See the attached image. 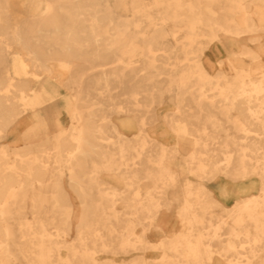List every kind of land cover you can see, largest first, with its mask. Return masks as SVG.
I'll use <instances>...</instances> for the list:
<instances>
[{"label":"bare ground","instance_id":"1","mask_svg":"<svg viewBox=\"0 0 264 264\" xmlns=\"http://www.w3.org/2000/svg\"><path fill=\"white\" fill-rule=\"evenodd\" d=\"M23 1L13 0L11 5L9 0H0V139L6 135L13 122L27 113L33 125L25 136L35 138L45 134L46 140L37 144L28 143L12 151L8 146L0 147V264H16L20 258L26 259L29 264H85V261L99 264L95 262L94 253L98 247L106 250L110 246L101 229L108 227L112 218L119 220L115 203L118 197L125 196L114 189L101 188L99 172L121 173L128 165L135 166L148 140L142 139L139 146L130 144L121 130L127 128L126 122H114L105 113L100 116L102 122H98L94 112H105L108 109H95L86 103H95L89 92L92 87L98 90L99 98H110L112 79L115 75V78L122 75L116 71L138 69L131 60H121L112 45L102 41L100 32L105 34L107 29L95 28L101 26L98 22L109 24V21L115 19L110 0H35L28 8L22 7ZM219 1L221 0H131L130 19L122 18L118 11L116 13L122 23L130 24L132 21L136 30L149 38L150 43L157 39L161 41L169 34L177 39V31L184 30L185 41L172 47H181L186 55L203 51L209 41L217 38L220 32L225 33L233 43V49L228 51V60L232 64L236 59L235 54L239 52L237 38L244 32L256 29V18L250 7L255 5L261 9L264 0H226L230 15L222 18L213 8ZM235 14L241 17L243 27L235 23ZM158 20L173 21L175 27L170 30L164 27L158 29ZM144 23L150 29L140 28ZM118 33H123L120 28L116 29V38L121 36ZM150 43H144L145 65L139 67V70L145 69L143 72L148 75V82L154 83L158 82L159 79L156 78L161 70L155 63L157 58ZM221 45L224 48L227 46L222 42ZM111 55L114 58L110 59ZM248 56L255 62L254 71L249 66L236 68L235 74L231 76L222 71L215 76L210 75L197 55L187 57L186 63L169 62V66L163 65L168 72L167 84L170 87H195L198 90V101H214L217 98L228 100L226 110L235 109L240 115L233 118L236 129L243 134L255 132L261 135L251 143L246 142V136H241L245 143L239 144L241 148L235 155L230 149L229 141L222 143L223 148H227V156L217 160L213 150L206 151L207 144L198 134L191 140L196 150L188 157L187 163L189 171L196 176L210 177V172L227 169L236 160L240 169L231 175L233 178L258 175L261 179L260 191L249 195L229 211L231 221L227 223V227L254 229L253 235L246 233L244 243L247 245L243 246L245 252L230 244L224 249L228 254L233 252L228 256L230 264H250L257 245L264 242V71L260 76L254 74L264 63L256 55ZM115 61L118 64L111 65ZM145 75L143 73L142 76ZM208 86L211 87L206 88ZM66 90L69 93H65ZM133 99L138 100L136 95ZM120 110L119 106L115 109L117 112ZM63 115H67L68 120ZM208 121L213 124V129L221 130L219 119L215 115H207L205 122ZM174 122L176 124L172 125V130L184 139L187 133L195 135L209 132L206 124L192 129L187 121L174 118ZM50 131L53 135H49ZM142 131L140 129V133ZM108 132L113 133L114 137L106 136ZM131 150L134 152L130 157L131 163L128 164ZM160 150L155 157L150 158L159 169L155 173H148V177L157 182L153 191L143 193L138 190L134 198H130L138 219L141 218L140 213L149 218L156 215L161 197L176 180V174L168 163L170 152L163 146ZM93 154L100 161L94 162L93 174L88 175L86 179L89 180L85 182V177L75 172L83 170L84 161ZM210 167L213 168L210 170ZM65 168L71 171L68 176L70 185L80 198L83 212L87 214L93 211L96 214L78 217L82 222L77 232L79 245H68L70 252L67 256H62L60 249L65 242L54 237L50 229L56 227L62 234L71 227L72 204L70 200L63 199L61 182ZM130 169L133 171V166ZM133 172L132 176L136 177L135 169ZM122 178L126 180V176L123 175ZM131 183L129 181V185ZM37 184L41 190L34 191ZM94 187L101 189L97 193L99 198L94 199L95 206L91 207L86 203ZM208 196L209 193L204 188H194L187 184L178 209L181 219L191 229L195 226L211 227L214 232L204 234L207 239L201 236L192 238L191 234L186 239L168 237L162 245L168 244L177 252L176 258L167 255L157 264L209 263L214 250L212 242L220 241L222 233L218 229L226 221L210 220L206 224L202 220L200 214L208 211L209 204H220ZM29 198L32 212L36 215L32 220L22 219L20 215L18 226H14L10 221L12 214L15 211L22 214L21 209ZM48 205L50 206L47 207ZM164 205L170 204L164 202ZM42 212L52 214L40 215ZM17 227L20 230V240L23 239L21 244L25 245L23 248L17 245ZM230 235L238 236V233L232 232ZM118 241L120 249L124 250L130 245L140 244L142 248L148 246L146 240L134 238V231L127 225ZM138 264L147 262L141 261Z\"/></svg>","mask_w":264,"mask_h":264},{"label":"rangeland","instance_id":"2","mask_svg":"<svg viewBox=\"0 0 264 264\" xmlns=\"http://www.w3.org/2000/svg\"><path fill=\"white\" fill-rule=\"evenodd\" d=\"M11 5L13 0H9ZM35 0H24L23 8H28L32 6ZM38 1V0H37ZM148 1V0H143ZM36 2V1H35ZM117 2H121L118 4ZM131 0H110L111 8L115 11V19L109 21V24L106 22H98L101 26H96V29L105 28L107 31L105 34L100 35L103 37L102 41L108 42L112 45V47L116 50V53L120 57L121 60H131V63L137 66L138 70H129L126 69L124 72H120L122 75L120 78L112 79L111 81V91L110 98L102 97L99 98L98 90L95 87L90 89L91 96L95 103L88 102L86 105H92L93 108H106L108 111H96L94 112V117L98 122H102L100 116L105 113L108 114V118L112 119L114 122L117 121H129L131 124L140 131L143 129L142 133L145 134V138L148 140V144L145 145V148H142L140 157L137 160L136 166L131 164L130 157L133 155L132 150L128 156V166L125 167L124 172L117 171L109 174L104 171L99 172V181L101 182V188L106 189H114L117 193H124L125 196L118 197V200L115 203V207L117 209V214L119 215V220L112 218L109 226L101 229L102 234L104 233L105 237L110 242V246L103 250L102 248L97 249L94 253L95 262L99 264H138V262L146 261L147 264H157L162 262L166 256L174 257L177 255L175 251L172 250L166 244L162 245L168 237L178 236L180 238L186 239L190 234L192 238L205 237L204 234L213 233L214 229L211 227H202L195 226V228L191 229L186 221L180 218L179 214V205L182 204L181 196L184 195V188L187 184L192 185L194 188L202 187L208 191L209 196L216 202L220 204H209L207 206V212L204 214L201 213L202 220L207 224L210 220L212 222H218L219 220H225L226 223L222 228L218 229L222 235L220 236V241L214 240L212 242V248L214 249L212 252V258L208 264H230L228 259L229 254L233 253L232 251L228 254L224 249L230 244V246H234L236 249H240L245 252L243 246L247 245L244 243L246 241V233L250 236L253 235L254 229L250 228H237L232 229L227 227V223L231 221L230 219V210H232V206L225 207L220 202L221 199L218 197V194L215 192V189L212 187V183L215 181L221 180L224 178L225 180H231V172L228 171L232 168H237L239 165L232 162L228 165L227 169H220L217 172H210L208 176L210 177H198L194 173L188 170V157L192 152L196 150L195 144L190 140L191 144L194 145V151L188 152L187 149L183 150L180 145V141L177 139L175 132L172 130V125H175L174 118L181 119L182 122H188L189 127L194 129L197 127H203L205 124L208 127L209 132L207 133H196L190 134L187 133L186 137L196 136L197 134L201 137L203 141L207 144L206 151L213 150L216 153V159L225 158L227 156L226 147L223 148L222 143L229 141L235 143H229L230 149L233 150V155L240 150L239 144H244V139L240 138L241 136H246V142L251 143L255 139H259L261 137L260 134L255 132L249 134H243V132L236 129V124L233 122L234 116H240L238 111L235 109H231L228 111L227 106L228 100H217L210 101H198L197 91L195 87H179L172 86L170 87L167 84L168 72L163 68V65H168L167 63H186L188 62L187 57H193L197 55L199 57L203 68L210 75H217L219 71L225 72L229 74V76L235 74L236 68H246L247 66L252 68L254 71L255 62H253L250 58V54L256 55L263 63H264V5L259 9L258 6L252 5L250 10L255 16L256 29L251 32H244L240 34L237 38L239 39V52L235 54V58L233 63L230 64L228 60V51L233 49L231 46V40L229 41L228 37H226L225 33H219L218 37L209 41L207 45L204 47L203 51L190 53L186 55L181 47H172V45H177L182 41H185V37L183 36L184 30L177 31V39H175L172 35H167L161 41L157 39L150 43L149 38L143 36L142 32H139L136 27L133 26V22L128 24L126 22H121L117 18V11L122 15V18H131L132 17V9H131ZM226 0H221L213 5V8L218 11V16L222 18V16L229 17L230 12L227 9ZM44 7L45 4L43 3ZM42 9V8H41ZM258 9V10H256ZM152 10V9H151ZM233 17L236 19V24H239L241 27L244 26L241 17L238 14H235ZM122 20V19H121ZM105 23V24H104ZM118 23V25H117ZM158 29L166 28L168 30L175 27V23L173 21L163 22L161 20L157 21ZM120 28L122 34L118 33L121 36H115L116 29ZM148 30V27L145 23L140 27ZM152 31L149 32L151 34ZM112 34H114L112 36ZM237 37V36H235ZM149 42L153 49V53L156 56V65L160 68L161 73L157 76L156 79H159L158 82H148L146 72L139 70V67H143L145 65L144 52L146 48L144 47V43ZM221 42L227 46L225 48L221 45ZM227 47V48H226ZM114 58L111 55L112 59ZM193 62L192 60H190ZM118 64V61L112 62L111 65ZM235 66V67H234ZM99 68V67H97ZM146 71V70H145ZM264 71V66L256 69L255 75H261V72ZM144 73V77L142 76ZM208 86L206 88H210ZM220 88V87H218ZM180 94H179V93ZM209 92H212L210 90ZM65 93H69V91H65ZM178 93V95L176 94ZM136 95L138 100H134L133 96ZM98 99V102H97ZM100 100V101H99ZM202 105V106H200ZM224 105V106H223ZM117 106L121 107L119 112L115 111ZM124 107V108H123ZM110 108V109H109ZM114 108V110H112ZM120 109V108H119ZM226 111V112H225ZM230 111V112H229ZM234 111V112H233ZM233 113V114H232ZM215 115L216 118L219 119L218 124L221 126V130H215L212 127L211 122L207 121V115ZM67 117V115H63ZM29 114L25 113L20 116L15 122L11 124L8 129V132L5 136L0 139V147L8 146L9 149L15 150L20 149L25 145L37 144L44 142L46 140L45 134L39 135L35 138H29L25 133L28 129L33 125V121L30 120ZM68 120V117L65 119ZM64 120V121H65ZM135 131V130H134ZM122 134L130 144L133 143V139L136 137H141L142 133L139 136L132 134V130L127 131L122 129ZM49 135H53V132H49ZM106 135V134H105ZM106 136L114 137V134L108 132ZM232 139V140H231ZM242 142V143H241ZM139 146V145H138ZM165 147L170 152V157L168 159L169 165L172 167L174 174H176L175 183L169 185L166 189V193L160 199V208L157 211L156 215L149 218L147 215L142 216L141 218H136L134 209H133V201L130 198H134V194L136 191L140 190L143 193L153 191L156 186L153 179L148 177L147 172H141V166L144 164H148V162L156 167V171L154 169V173L157 172L158 165L153 164L150 158L155 157L157 153L161 150V147ZM238 146V147H237ZM70 147H73L70 145ZM244 148V147H243ZM131 149V148H129ZM224 152V153H223ZM226 154V155H225ZM209 157H212L211 154H208ZM206 155V156H208ZM15 155H13L14 157ZM118 156V154H115ZM187 157V159H186ZM213 159V161H215ZM84 161V160H83ZM100 158L98 156L95 157H87L86 161H84V169L80 172H75V174H79L85 177L84 181L88 182L89 179L86 177L90 174H93L94 162L99 163ZM146 162V163H145ZM238 163V162H236ZM149 165V166H152ZM132 166L138 168L140 172V176L135 171L136 177L132 176L134 172H132ZM148 166V165H147ZM124 168V167H123ZM213 167H210V170ZM171 169V170H172ZM172 170V171H173ZM152 171V170H151ZM70 170L65 168L64 174L62 177V188H63V199L70 200L72 204V213H71V227L66 232L60 233L56 229V227H51L50 231L53 236L58 238L59 240L64 241L65 243L60 249V253L62 256H67L70 252L68 245L70 246L72 243L79 245L77 241V232L79 226L82 225L81 220L78 218L80 215H89L94 216L96 213L91 211L87 214L82 210V204L80 202V198L76 195L72 186L70 185L71 181L69 180ZM214 173V174H212ZM126 176V180L122 177ZM144 175V176H142ZM129 181H132L131 185H129ZM108 187V188H107ZM101 188L94 187L87 197L88 206H95V198H99L97 193ZM34 191H39L41 188L37 185L33 188ZM126 198V199H125ZM129 198V199H127ZM164 202H169L170 205H164ZM48 205L47 207H49ZM228 206V205H227ZM22 214L17 213L16 211L12 214L13 217L10 221L14 224V226H18L19 216L21 215L22 219L32 220L35 213L32 212V206L30 198L26 200L25 207L22 209ZM164 213H171L173 216H176L179 220L175 225V228L166 229L163 226V215ZM52 214L51 212H42L40 215ZM56 215H60L56 213ZM139 214L137 215V217ZM127 227L132 228L134 231V238H139L141 240H146L148 242V246L146 248H142V245L136 244V246H129L126 250L120 249L119 247V236L122 235ZM235 232L238 233V236L230 235V233ZM15 236H17L18 246L20 248L25 247L24 244L20 240V230L19 227L15 229ZM58 233H60L58 235ZM209 236V235H207ZM206 238V237H205ZM207 239V238H206ZM186 246V245H185ZM187 247V246H186ZM231 257V256H230ZM243 258H246L243 256ZM16 264H29L26 259H19L15 262ZM264 263V242L262 244H258L254 254L252 255L250 264H263ZM85 264H90V261H85Z\"/></svg>","mask_w":264,"mask_h":264},{"label":"crops","instance_id":"3","mask_svg":"<svg viewBox=\"0 0 264 264\" xmlns=\"http://www.w3.org/2000/svg\"><path fill=\"white\" fill-rule=\"evenodd\" d=\"M120 122H125V121H120ZM126 123H127V128H121V130L123 129V130H127L129 132H130V130H132V134H135L136 136H139V134H141L140 131H137V129H135V127L131 124V122L126 121ZM176 136H177V134H176ZM144 138H145V134L142 133L141 137H136V142H135V138L133 139L132 145L136 144V146H138L140 141ZM177 139L180 141V145L183 148V150L187 149L188 152L194 151V145L191 144V142H190V140L194 139L193 136L191 137V135H190V136L186 137L185 139L177 136ZM229 143H232V142H229ZM132 152H134V151L132 150ZM234 163L238 164V163H236V160H234ZM147 165L143 163V165L141 166L142 167L141 172L145 173V171H146L148 174L151 170L154 171V169H155V171H156V167L154 165L150 164L149 162ZM149 165H152V166H149ZM239 167L240 166H238L237 168H232L228 172L229 173L231 172V174H233V173H235L236 170L239 171V169H240ZM134 169H135L136 173L138 174L137 176H140V174H139L140 172L138 171V168H135L133 166V171H134ZM171 169H172V167H171ZM174 172L176 173V171H174ZM142 176H144V175H142ZM212 187L215 189V192L218 194V197L221 199L220 202L222 203V205H224L225 207H230V205H231L232 208L234 209L235 206L240 205L243 202V200H245V198H248L249 195L255 194V193L257 194L260 191L261 179L258 175H251V176H248L247 178H233L231 176V180H225L224 178H221V180L215 181L214 183H212ZM183 198H184V195L181 196V201ZM180 218H182L181 215H180ZM178 220L179 219L176 216H173V214L164 213V215H163V226L166 229H169V228L174 229ZM251 230H253V229L251 228Z\"/></svg>","mask_w":264,"mask_h":264}]
</instances>
